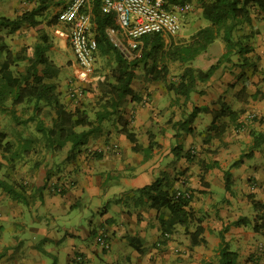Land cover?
<instances>
[{
	"label": "crops",
	"instance_id": "crops-1",
	"mask_svg": "<svg viewBox=\"0 0 264 264\" xmlns=\"http://www.w3.org/2000/svg\"><path fill=\"white\" fill-rule=\"evenodd\" d=\"M228 24L233 26L228 62L207 81H197L187 97L169 92L162 83L145 82L146 95L139 93L141 100L128 103L121 112L137 144L150 147L148 152L132 150L113 115L78 155L59 165L62 171L53 174L59 163L54 157L41 162V156L31 154L24 159L30 150L37 151L32 138L29 151L18 157L22 162L17 174L0 176L21 192L14 200L0 190V264H179L213 257L217 261L220 234L229 251L235 248L231 252L237 253V264H264V237L253 229L264 224V13L249 6L246 18ZM209 47L186 65L169 63V71L177 65L179 75L185 67L205 72L215 65L225 47L222 30ZM103 51L98 50L97 57L107 54ZM208 55L212 63L207 66ZM72 67L77 74L74 60ZM224 108L236 113L234 120L220 117L216 124L224 133L204 140L213 133L207 129L214 115ZM186 121L188 131L182 129ZM12 126L17 139L0 132L6 134L5 141L21 148L29 138L22 135V127ZM254 140L259 141L255 148ZM6 162L0 161V170ZM157 180L170 193L181 189L184 181L191 191L185 207L191 213L188 231L202 228L203 243L192 246L184 240L191 249L176 259L170 257L175 247L171 236L160 246L156 243L163 224L173 223L176 231L181 226L167 209H153L148 195L140 193ZM24 207L30 215L24 216ZM240 219L243 222L235 224ZM101 235L110 244L108 250L96 243ZM43 243L54 248L46 249Z\"/></svg>",
	"mask_w": 264,
	"mask_h": 264
},
{
	"label": "trees",
	"instance_id": "trees-1",
	"mask_svg": "<svg viewBox=\"0 0 264 264\" xmlns=\"http://www.w3.org/2000/svg\"><path fill=\"white\" fill-rule=\"evenodd\" d=\"M24 1L33 4V7L12 19L0 17V113L8 114L19 123L15 115L17 106L31 105L32 116L29 118L30 120L41 115L43 108L52 109L55 112L52 126L45 128L40 122H37L35 128L44 138L49 151L56 152L64 149L66 145L69 146L66 161L78 155L89 139L100 131L101 123L113 115L117 116L116 119L120 123V132L132 143V150L148 152L150 147L142 149L137 144L135 135L129 130V120L121 115V108L124 104L136 103L141 100L140 95L131 88L132 81L137 77H143L148 83H162L169 92L187 97L194 89L197 81H207L221 63L228 62L232 49L230 34L233 27L228 22L240 16L246 18L249 6H257L264 13V0H199L201 15L209 22L207 27L197 30L191 35L188 42L182 44L169 45L160 35H147L143 37V47L139 57L126 60L110 44L105 35L107 28L117 27L113 16L101 13L96 1L92 12V21L93 32L97 40V51L103 48V52H112L116 64L110 76L101 78L105 85L101 94V110L97 111L94 120H91L84 110L81 111L76 108L73 112L68 111L59 101L57 86L53 80L59 75L60 68L48 57L49 38L37 20L52 6V0ZM164 1L165 9L173 10V6L184 8L190 5L193 0ZM55 24H57V16L49 22V25ZM24 25L34 29L37 34V41L33 45L24 46L19 51L13 52L8 47L5 36L15 33ZM221 30L223 31L225 47L222 56L215 65H212L205 72L185 67L177 77V82L168 81L169 63L188 64L206 51ZM48 114L49 110L46 115ZM193 116L192 114L191 118ZM224 116L234 120L236 113L224 108L215 114L212 124L207 129L208 132L213 131V133L206 135L204 140L213 138L215 135L221 136L224 133V128H218L216 124L217 119ZM79 128L82 130L78 131ZM5 140L6 134L0 132V154L3 157L5 154L6 156L9 154L7 159L10 163L18 159L19 155L27 153L30 142L33 141L31 138L26 139L25 144L19 150L12 151L13 143ZM258 145L259 141L254 140L253 147ZM241 160L240 158L232 166L238 165ZM224 182L225 188L228 190L230 188L229 172L224 173ZM163 185L160 180H157L142 188L140 193L148 195V199L151 201L150 206L153 209L159 211L165 208L175 216L177 219L175 223L183 228L192 246L203 243L200 226H196L193 232L188 231L191 213L185 207L191 198L189 200L174 199L172 192L170 193L167 188H163ZM0 190L14 200H19L21 197V192L15 189L13 184L4 180H0ZM252 205L254 208L257 207L255 202H252ZM243 220L240 219L235 224L239 225ZM170 225L173 226V223ZM170 225H162L157 240L159 245L166 243L169 239ZM253 229L255 232H261L264 237V224H255ZM166 234L168 238L165 237ZM220 240L218 259L215 264H235L237 253L229 251L221 234Z\"/></svg>",
	"mask_w": 264,
	"mask_h": 264
},
{
	"label": "rangeland",
	"instance_id": "rangeland-1",
	"mask_svg": "<svg viewBox=\"0 0 264 264\" xmlns=\"http://www.w3.org/2000/svg\"><path fill=\"white\" fill-rule=\"evenodd\" d=\"M52 6L37 20L41 23V26L43 27V30L47 34L50 42V48L48 51V57L49 59L60 68L59 75L53 80L55 85L57 86V93L59 97L60 104L64 106V108L68 111L73 112L74 110H84V112L87 113L88 117L91 120H94L96 112L101 110V94L103 88H105L104 82H102L101 78L103 76H110L111 71L115 67L116 61L114 54L112 52H108L106 55H99L97 57V52L95 54V63L96 68L94 66V72L93 74L86 77L85 81L78 80L76 77L78 74H75L73 72V54L72 51L68 45V42L64 35H61L60 33L65 32V28L63 25L57 24L55 25H49V22L51 20H54V18L57 16L58 12L61 10V8L64 6V4L67 2V0H52ZM33 7V4L27 3L24 0H0V17H7V18H15L17 15L22 14L23 12H26L30 10ZM178 11V15L180 18L181 23V29L180 32L172 37V38H165V42L167 44H181L184 42H188L190 40L191 35H193L197 30L209 25V22L204 19L201 15L200 11V2L199 0H193L192 3L187 8H181V9H175ZM5 41L8 45V47L13 51H19L22 47L33 45L37 41V34L34 31V29L28 25L22 26L18 31L12 34H7L5 36ZM211 48V47H209ZM208 48V49H209ZM118 51V50H117ZM201 55V54H200ZM133 56V53H132ZM132 56H128L126 60H132ZM211 55H208L206 57H209V59H206V64L209 65L212 63L210 58ZM97 57V59H96ZM98 66V67H97ZM141 67V66H140ZM180 68L177 65H174L170 68V72L168 75V81L169 82H177V77L179 76ZM146 81L143 79V77H137L132 82L131 88L136 93H140L142 95H146L148 92V87L146 86ZM73 89L75 91V97L69 98V92L70 89ZM128 108V103L124 104L121 108V111H125ZM49 110V114L46 115L47 111ZM42 114L35 117L33 120H30L32 116V107L31 105H20L15 108V115L17 117V120L19 123L14 121L8 114L0 113V131H5L6 134H10V136L14 139H17L18 136L13 131L12 124H15L16 126L22 127V135L25 136V138H35L37 142V151L36 149L30 150L24 159H28L29 156L32 154V156L39 155L41 158V162L44 161V158H50L54 157L55 161L59 163H55L54 168L58 167V170L53 171V174L58 171H62L59 165L62 166L63 162H65L66 156H67V150L68 145L64 147V149L60 151H49L46 147V142L42 135L37 132L35 126L37 122H40L45 128H50L52 126V120L55 116V112L52 109L49 108H43ZM114 118L116 119L117 116L114 115ZM26 121V122H25ZM189 121H186L185 125L182 126V129L188 131L187 125ZM82 130L81 128L78 129V131ZM19 146H16L13 144L12 151L19 150ZM9 156V154L7 155ZM7 156L4 158L0 154V161L4 165V162L7 160ZM16 160V159H15ZM22 160H16L14 164L13 162L9 163L6 162L5 169L3 171L0 170V176L4 177L6 175L17 174V169L20 170ZM10 164V166H8ZM15 167V168H14ZM53 168V169H54ZM52 177V174H48V177ZM15 183V182H14ZM18 187L20 185L19 183H15ZM96 201H93L91 203L92 205V211L95 209ZM106 204L104 203L102 205V208L100 211H103ZM25 211V207H24ZM29 209L25 211L24 216L30 215ZM92 214H95L93 211ZM23 216V218H24ZM31 216L33 217V213H31ZM95 216L92 215L90 219H94ZM96 219V218H95ZM60 227H63L62 221L60 219L56 220ZM32 222V220H31ZM65 224V221H64ZM190 226V224H189ZM182 228V227H181ZM170 236L175 243L174 249L171 250V256L172 258L176 259L177 255L180 254V252H186L187 250L191 249L190 246H184V240H189L188 235L184 233L183 228L180 229V231H176L175 227L170 225ZM46 249H53L54 246H51V243L44 244ZM110 245V244H109ZM235 248L232 247L231 251H234ZM46 257L49 254L46 252L42 253ZM237 260L235 261V264H237ZM216 261V258H210L208 260H193V259H185L183 262L179 264H206L207 262L214 263ZM240 261V260H239ZM172 264H175L173 261ZM239 264V263H238Z\"/></svg>",
	"mask_w": 264,
	"mask_h": 264
},
{
	"label": "built area",
	"instance_id": "built-area-1",
	"mask_svg": "<svg viewBox=\"0 0 264 264\" xmlns=\"http://www.w3.org/2000/svg\"><path fill=\"white\" fill-rule=\"evenodd\" d=\"M97 1L101 13L113 16L116 28H107L105 35L110 44L122 54L124 59L138 58L143 47V37L157 34L165 38L176 36L181 29L178 11L165 9L164 0H67L57 14V22L64 26V35L79 68L77 79L85 81L93 74L97 40L93 32L92 12ZM189 6V5H188ZM188 6L184 7L187 8ZM183 9V8H182ZM75 97L71 88L69 98ZM172 192L174 199L189 200L191 191L184 187ZM165 237L168 238L166 234ZM102 250L110 245L105 236L96 239ZM157 246H160L156 243Z\"/></svg>",
	"mask_w": 264,
	"mask_h": 264
}]
</instances>
